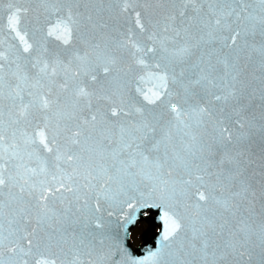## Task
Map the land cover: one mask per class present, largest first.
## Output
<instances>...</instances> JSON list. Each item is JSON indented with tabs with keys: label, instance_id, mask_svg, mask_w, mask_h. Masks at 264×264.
<instances>
[{
	"label": "snow or ice",
	"instance_id": "obj_1",
	"mask_svg": "<svg viewBox=\"0 0 264 264\" xmlns=\"http://www.w3.org/2000/svg\"><path fill=\"white\" fill-rule=\"evenodd\" d=\"M0 264H264V0H0Z\"/></svg>",
	"mask_w": 264,
	"mask_h": 264
},
{
	"label": "water",
	"instance_id": "obj_2",
	"mask_svg": "<svg viewBox=\"0 0 264 264\" xmlns=\"http://www.w3.org/2000/svg\"><path fill=\"white\" fill-rule=\"evenodd\" d=\"M105 7H108L107 4H105ZM6 14V13H5ZM6 23V20H5ZM119 26L121 27L122 30H126L129 27H133L135 26V21L134 18L131 16H125L120 18L119 20ZM5 31L6 33L4 34L5 36L7 35V29L5 27ZM228 36V33H224L221 37L218 38L217 44L215 45V47L219 48L221 46V44L224 42L223 41V37ZM53 43H50V46L55 48L56 46V42L53 40ZM259 42V37H257V43ZM258 74V73H257ZM150 84H145L144 87L148 88L150 87ZM259 115V110H257V116ZM258 143V140H257ZM259 153V148L257 147V154ZM45 177H40V179H44ZM47 179L49 181L52 180L51 175H49L47 177ZM54 183V182H53ZM258 187V186H257ZM137 199L139 200V197H137ZM143 201H140L136 204H134L133 208L129 209L126 206L124 207L123 213L119 214L120 215V219H121V224L118 227L117 224L115 223V221H113L112 225H111V231L112 233H119V235L123 238L126 237V243L128 242V233L131 229V227L134 226L135 224V220L136 219H141V212L142 211H146L148 208L146 207H142ZM56 207H59V204L57 203L55 205ZM150 212H153L156 214V218L154 219V225L158 224L161 225V230L159 233H157L154 237H152L151 239H149L146 243V245L144 247H141L139 249L135 250V254L137 256V258H142L144 255H147L148 251L150 250H155L157 247H159V239H160V234L162 233L163 230V222L161 220V216L163 215L162 210H157L155 207L150 209ZM256 212H257V222H259L260 219V203H257L256 205ZM124 228L127 229V231H124ZM87 259V258H85Z\"/></svg>",
	"mask_w": 264,
	"mask_h": 264
},
{
	"label": "rangeland",
	"instance_id": "obj_3",
	"mask_svg": "<svg viewBox=\"0 0 264 264\" xmlns=\"http://www.w3.org/2000/svg\"><path fill=\"white\" fill-rule=\"evenodd\" d=\"M145 229V224H141L139 227H137L136 229L133 230L132 233V240L135 243L139 242V235L141 236V233L143 232V230Z\"/></svg>",
	"mask_w": 264,
	"mask_h": 264
}]
</instances>
